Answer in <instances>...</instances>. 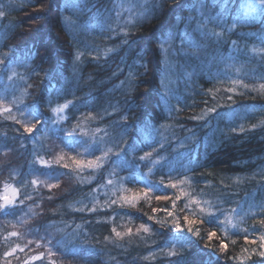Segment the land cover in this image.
Returning <instances> with one entry per match:
<instances>
[{
	"label": "trees",
	"instance_id": "16d2710c",
	"mask_svg": "<svg viewBox=\"0 0 264 264\" xmlns=\"http://www.w3.org/2000/svg\"><path fill=\"white\" fill-rule=\"evenodd\" d=\"M251 1L150 0L130 22L115 0H0V191L44 205L16 234L0 212V264L43 234L57 264H264V16L238 22ZM42 162L63 191L34 183Z\"/></svg>",
	"mask_w": 264,
	"mask_h": 264
},
{
	"label": "rangeland",
	"instance_id": "374dc122",
	"mask_svg": "<svg viewBox=\"0 0 264 264\" xmlns=\"http://www.w3.org/2000/svg\"><path fill=\"white\" fill-rule=\"evenodd\" d=\"M117 3V9L120 10V12H124L126 16L127 21H134L135 17H138L142 15L147 10V4L150 0H115ZM212 2H217L218 0H211ZM196 15L200 16L204 13V9L202 8V5H198L196 7ZM260 12H262V17L264 16V0H252L248 6H246L245 9H242L239 12V18L238 22L244 23V24H250L253 22L256 18H259L261 15ZM259 13V15H258ZM192 18H195L194 16H189V20L185 22H181L179 25V29H182V32L189 26L190 21ZM198 25V24H197ZM200 31H204L202 29H199ZM181 42V40H179ZM165 50V47H164ZM240 49H235L234 53H231V55L235 54V52H240ZM234 59L231 58L230 64H232V68L235 67ZM174 64L172 62L168 67H171ZM54 116L55 121L58 123H61L62 120L65 119L66 113H65V106L56 107L54 109ZM63 151L61 149L56 148L53 150L51 161H60L64 157ZM44 165H41L40 168L41 173L37 175L38 177H34V183L37 184V187L40 186L41 189L45 188L47 192L50 191L51 194L55 191L56 193H59L60 191H63L64 185H61L62 179L60 178V173L55 171H52L48 166L49 162H42ZM66 179V178H65ZM37 180V181H36ZM67 181H71V179L67 178ZM150 180H144V183H146L147 186H150ZM65 182V181H64ZM109 183H112V177L108 180ZM67 183V182H66ZM119 185V184H118ZM121 185H119L120 187ZM118 188V186H116ZM19 190L14 185H7L3 188L2 191H0V212L6 213L11 210H13V218L9 222L10 224V231L12 233L16 234L17 227H21L25 221L26 218L29 216V218L34 214H41L43 211L44 205H41V201L33 202L31 206H23V201L19 200ZM13 227V228H12ZM25 236V235H24ZM45 234L43 236H38L29 238L26 240L27 243L37 244L38 246H41V249H38V251L33 252L34 249L31 251L29 250L25 252L20 257L19 261L12 262L13 264H57L56 260V254L52 251L49 245L46 243L47 240L44 238ZM49 238L52 239L50 236ZM45 239V240H44ZM44 240V241H43ZM25 242V240H24ZM26 246H29L27 244ZM31 249V247H29ZM17 257V258H19ZM56 260V261H55ZM13 261V260H12Z\"/></svg>",
	"mask_w": 264,
	"mask_h": 264
}]
</instances>
